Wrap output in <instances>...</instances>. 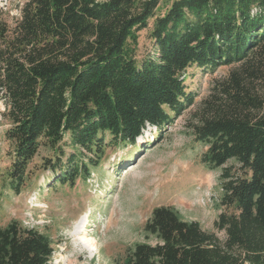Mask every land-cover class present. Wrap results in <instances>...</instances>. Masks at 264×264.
Segmentation results:
<instances>
[{
    "label": "trees",
    "instance_id": "1",
    "mask_svg": "<svg viewBox=\"0 0 264 264\" xmlns=\"http://www.w3.org/2000/svg\"><path fill=\"white\" fill-rule=\"evenodd\" d=\"M161 1L24 0L12 28L0 21L11 184L20 189L41 147L55 152L46 161L56 185L87 179L107 135L110 146L134 145L193 104L189 68L238 64L193 125L206 168H222L226 210L215 227L225 239L163 205L144 225L156 243L136 244L119 264H264V0H175L158 14ZM151 21L153 53L138 59V32ZM230 160L238 170L224 167ZM53 252L48 236L17 220L0 228V264H51Z\"/></svg>",
    "mask_w": 264,
    "mask_h": 264
},
{
    "label": "rangeland",
    "instance_id": "2",
    "mask_svg": "<svg viewBox=\"0 0 264 264\" xmlns=\"http://www.w3.org/2000/svg\"><path fill=\"white\" fill-rule=\"evenodd\" d=\"M174 1L162 0L158 14H164ZM23 3L0 0V21L12 28ZM152 24L138 32V59L153 53ZM238 66H222L216 71L189 68L186 91L194 93L193 104L179 115L170 112L173 121L163 130L147 129L143 136L149 139L142 146H110L107 135L105 153L94 158L100 160L99 167L74 185L55 184L59 172L54 173L46 161L54 160L55 152L41 147L27 166L24 184L19 190L13 188L9 178L12 146L5 136L10 123L3 116L6 106L0 100V228L17 220L48 236L54 249L51 264L122 263L136 244L156 243L147 238L144 225L152 211L163 205L175 207L185 220L200 223L203 230L224 240L225 233L215 227L226 210L220 204L222 168H206L202 160L208 146L197 141L193 125L213 87ZM261 91L264 93V86ZM64 147L67 155L72 153ZM229 166L233 170L240 167L234 160L224 167Z\"/></svg>",
    "mask_w": 264,
    "mask_h": 264
},
{
    "label": "bare ground",
    "instance_id": "3",
    "mask_svg": "<svg viewBox=\"0 0 264 264\" xmlns=\"http://www.w3.org/2000/svg\"><path fill=\"white\" fill-rule=\"evenodd\" d=\"M87 237H85L84 239H86ZM90 244H91V246L93 247V246H95V243H94V241H90Z\"/></svg>",
    "mask_w": 264,
    "mask_h": 264
}]
</instances>
